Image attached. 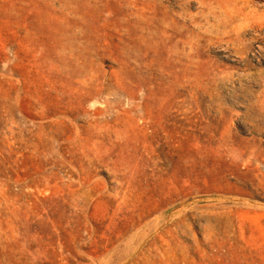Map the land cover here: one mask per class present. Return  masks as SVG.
<instances>
[{"label":"rangeland","instance_id":"rangeland-1","mask_svg":"<svg viewBox=\"0 0 264 264\" xmlns=\"http://www.w3.org/2000/svg\"><path fill=\"white\" fill-rule=\"evenodd\" d=\"M0 264H264V4L0 0Z\"/></svg>","mask_w":264,"mask_h":264},{"label":"trees","instance_id":"trees-1","mask_svg":"<svg viewBox=\"0 0 264 264\" xmlns=\"http://www.w3.org/2000/svg\"><path fill=\"white\" fill-rule=\"evenodd\" d=\"M254 1L257 2V3L264 4V0H254Z\"/></svg>","mask_w":264,"mask_h":264}]
</instances>
